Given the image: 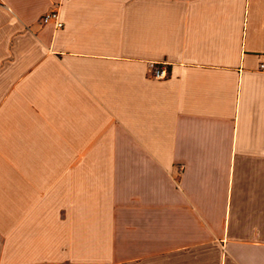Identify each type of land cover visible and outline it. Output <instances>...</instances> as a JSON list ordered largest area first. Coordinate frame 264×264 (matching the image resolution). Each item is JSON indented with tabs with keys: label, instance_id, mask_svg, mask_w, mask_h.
<instances>
[{
	"label": "crops",
	"instance_id": "obj_1",
	"mask_svg": "<svg viewBox=\"0 0 264 264\" xmlns=\"http://www.w3.org/2000/svg\"><path fill=\"white\" fill-rule=\"evenodd\" d=\"M262 66L264 0H0V264H264Z\"/></svg>",
	"mask_w": 264,
	"mask_h": 264
},
{
	"label": "rangeland",
	"instance_id": "obj_2",
	"mask_svg": "<svg viewBox=\"0 0 264 264\" xmlns=\"http://www.w3.org/2000/svg\"><path fill=\"white\" fill-rule=\"evenodd\" d=\"M220 251L219 249H206L202 251L199 254H196V258H193L191 255L189 258L186 257H181V258H175L173 260H168V261H156L152 263H147V264H218V257L220 256ZM193 259V260H192Z\"/></svg>",
	"mask_w": 264,
	"mask_h": 264
},
{
	"label": "built area",
	"instance_id": "obj_3",
	"mask_svg": "<svg viewBox=\"0 0 264 264\" xmlns=\"http://www.w3.org/2000/svg\"><path fill=\"white\" fill-rule=\"evenodd\" d=\"M41 22L43 25L53 24L56 29H62L64 27V24L60 19V15L56 11L45 14L42 17ZM262 68L264 69V66H262ZM153 73L154 78L158 80H164L168 76V71L164 67L158 68L154 66Z\"/></svg>",
	"mask_w": 264,
	"mask_h": 264
}]
</instances>
